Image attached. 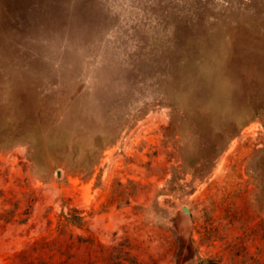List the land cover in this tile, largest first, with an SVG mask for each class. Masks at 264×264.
Returning a JSON list of instances; mask_svg holds the SVG:
<instances>
[{
	"label": "rangeland",
	"instance_id": "1",
	"mask_svg": "<svg viewBox=\"0 0 264 264\" xmlns=\"http://www.w3.org/2000/svg\"><path fill=\"white\" fill-rule=\"evenodd\" d=\"M0 264H264V0H0Z\"/></svg>",
	"mask_w": 264,
	"mask_h": 264
}]
</instances>
